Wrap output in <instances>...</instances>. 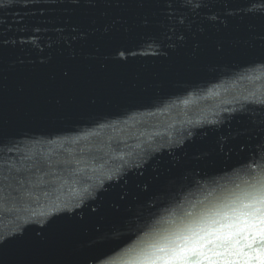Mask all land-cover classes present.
I'll return each instance as SVG.
<instances>
[{
    "label": "water",
    "instance_id": "obj_1",
    "mask_svg": "<svg viewBox=\"0 0 264 264\" xmlns=\"http://www.w3.org/2000/svg\"><path fill=\"white\" fill-rule=\"evenodd\" d=\"M261 101L264 0H0V264H125L264 189Z\"/></svg>",
    "mask_w": 264,
    "mask_h": 264
},
{
    "label": "snow or ice",
    "instance_id": "obj_2",
    "mask_svg": "<svg viewBox=\"0 0 264 264\" xmlns=\"http://www.w3.org/2000/svg\"><path fill=\"white\" fill-rule=\"evenodd\" d=\"M125 264H264V189L234 194L174 231L147 235Z\"/></svg>",
    "mask_w": 264,
    "mask_h": 264
}]
</instances>
